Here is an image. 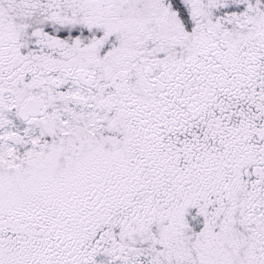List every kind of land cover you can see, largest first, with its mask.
I'll return each mask as SVG.
<instances>
[{"label":"snow or ice","instance_id":"1","mask_svg":"<svg viewBox=\"0 0 264 264\" xmlns=\"http://www.w3.org/2000/svg\"><path fill=\"white\" fill-rule=\"evenodd\" d=\"M0 264H264V0H0Z\"/></svg>","mask_w":264,"mask_h":264}]
</instances>
